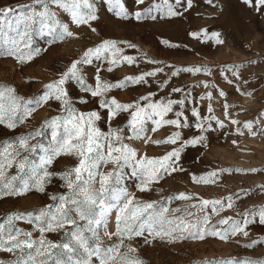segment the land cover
I'll return each instance as SVG.
<instances>
[{
    "label": "snow or ice",
    "instance_id": "obj_1",
    "mask_svg": "<svg viewBox=\"0 0 264 264\" xmlns=\"http://www.w3.org/2000/svg\"><path fill=\"white\" fill-rule=\"evenodd\" d=\"M116 14L123 18L129 15L136 20L158 19L157 13H163L168 17L181 15L174 9L170 0H153L147 7H138L134 13L125 11L122 0H108ZM251 2V0H249ZM138 6H143L145 0H136ZM180 0H175L179 4ZM191 6L192 0H186ZM211 3V0H209ZM264 5V0H259ZM62 10L70 14L71 21L77 26L89 25L90 21L97 19L94 13V5L89 0H29L28 3L0 6V25L6 24L14 35L7 38V47L0 49V55L15 58L24 63L38 55L40 49L31 47L32 34L47 35L55 39L74 37L77 34L69 30L68 24H62L58 19V12ZM111 10V9H110ZM92 31H96L92 28ZM191 36L199 38L201 33L194 31ZM0 36H7L0 27ZM209 39H214L217 44H223L220 34L212 32ZM168 44L167 40L162 41ZM129 48L135 45L128 42H120L114 39H102L93 47L83 51L82 55L73 60L70 65L61 72L58 77L46 84L45 92L39 98L26 100L20 96L14 86L0 84V125L14 129L18 124L25 123L37 108L46 105L50 101L60 103V114L46 119L40 128L21 135L12 142H0V198L4 196H19L35 189L44 193L46 185L52 178L59 175L64 181L61 185L64 193L50 196L52 203L39 208L36 214L31 212H13L7 215L5 222H0V250L13 254L16 258L11 264H144L138 255V249L131 243L138 237H145V244L156 239H168L170 241L194 239L204 240L206 237H217L226 241L229 237L237 235L248 236L247 226L252 218L258 216L264 223V206H253L238 215L242 219L232 217L222 218L215 223L208 212L209 207L213 214L226 206H234L233 196L239 199V194H231L223 199H199L198 202L171 207L174 200H196L194 194L179 192L175 196L162 198L160 201H141L133 194L120 187L122 180L121 169L125 165L132 167V175L140 178L139 190L150 191V185L158 182L164 175H171L176 171H183L179 162L181 153L188 145L202 144L206 137L203 133L213 130V122L219 127H225V121L215 115L202 116L197 108L191 109V115L196 119L195 128L200 130L199 135L188 139L182 135L180 129L189 127L188 116L184 111L186 102L190 98V92L182 87H173L172 93H179V99L171 97L163 100H154L153 94L140 96L137 100L122 103L115 98H109L111 89H122L128 85H146L149 77H156L164 71L157 67L152 71L142 72L138 75H129L117 82L104 81L96 70L95 85L87 82L83 66L91 65L93 61L103 65L108 64L107 70L112 71L113 66L121 63L135 64L136 58L125 55L121 44ZM211 70L202 66L186 67L170 72L175 77L180 72L200 73ZM226 72L232 73L229 83H235L238 92L239 73L231 67H225ZM74 81L80 89L90 94L98 101V109L106 110V122L117 119L122 114H127L125 127H109L107 132L98 127L97 122L102 119L98 110L83 112L78 110L66 90V83ZM162 83H166L163 81ZM205 88H217L212 83L204 82ZM220 97H227L222 89H217ZM243 94V93H242ZM212 99V92L206 93ZM83 99V98H82ZM88 103L87 99H83ZM226 100L223 104L225 119L232 125H241V122L232 117ZM211 104L208 112L213 113ZM169 114L172 117L169 118ZM264 115V113H261ZM149 123L151 131L155 132L161 127L171 126L175 128L164 139L153 141L156 144L169 145V150L159 157L139 155L137 150L126 143V140H144L149 142L146 135ZM254 123L258 121L248 120L243 122L236 131L243 134L242 128L247 129L252 135ZM51 129V140L47 146L40 143L37 138L42 135V129ZM127 128L131 135H125ZM264 131V129H262ZM37 140L36 143H31ZM235 144L236 142L233 141ZM62 154L77 157V164L72 168L56 173L50 167L56 157ZM111 163L113 168L102 171V167ZM16 167L15 175H9L8 169ZM256 172L258 169H232L224 168L197 176L192 174L191 179L195 183L215 182L221 173ZM19 182L17 187L16 182ZM259 187L264 188V185ZM243 191V190H242ZM246 194V193H245ZM225 201L227 204L225 205ZM115 213V231H107L110 216ZM27 219L36 231L40 233L38 238L33 237L31 231H24L15 226V221ZM227 225V227H217ZM103 228L101 233L99 229ZM63 232L62 239L53 242L46 239L48 232ZM113 237L116 241L105 245L102 236ZM253 244L264 243V240L253 241ZM252 245H246L251 247ZM0 264L5 262L0 261ZM211 264V262H208ZM219 264H264V260H237L235 257L223 258Z\"/></svg>",
    "mask_w": 264,
    "mask_h": 264
},
{
    "label": "rangeland",
    "instance_id": "obj_2",
    "mask_svg": "<svg viewBox=\"0 0 264 264\" xmlns=\"http://www.w3.org/2000/svg\"><path fill=\"white\" fill-rule=\"evenodd\" d=\"M29 0H0V6L10 5L16 7L18 4L28 3ZM94 5V13L97 19L90 21L89 25L77 26L71 21L70 14L62 10L58 12V19L62 24H68L69 30L77 35L55 39L47 35L32 34L31 47L40 49L38 55L24 63L15 58L0 55V84L14 86L16 92L26 100L39 98L45 92V85L56 79L70 63L78 59L84 50L93 47L102 39H114L120 42H128L135 45L134 48L121 44L125 55L136 58V63L128 65L121 63L113 66L108 71V64L103 65L93 61L91 65L83 66L86 80L95 85L96 70L100 67V77L107 82H117L129 75H138L142 72L152 71L157 67L163 68L162 73L156 77H149L146 85H128L122 89H111L109 98H115L122 103L132 102L140 96L148 93L153 94L154 100H163L169 97L179 99L181 94L172 93L173 87H182L190 92V98L186 102L184 111L188 116L189 127L180 129L185 138L199 135L200 130L195 128L196 119L191 115V109L197 108L202 116L215 115L225 121V127L219 128L213 122V130L203 133L206 137L202 144L188 145L181 153L179 162L183 171H176L171 175H164L158 182L150 185V191H140L139 177L132 175V167L125 165L120 171L122 180L120 187L128 193L133 194L141 201H160L164 197L175 196L179 192L194 194L196 200H174L171 207L189 205L198 202L199 199H223L231 194H239V199L233 196L234 206L224 207L219 214H213L209 207L208 212L212 216V222L232 217L242 219L239 213L252 208L264 206V5L259 0H192L189 7L186 0H180L179 4L173 3L174 9L181 15L168 17L163 13H157L158 19L136 20L129 15L123 18L116 14V9L108 0H89ZM153 0H145L143 6H138L136 0H122L124 9L129 14L134 13L138 7H147ZM159 2V0H157ZM111 9V10H110ZM7 36H0V49L7 47V38L14 35L6 24L0 25ZM95 28L96 31H92ZM198 31L199 38L190 33ZM212 32L220 34L223 44H217L214 39L206 38ZM169 43L164 44L162 41ZM202 66L211 70L200 73L180 72L175 77L170 76L171 71L186 67ZM231 67L234 72L239 73L238 92L235 83H229L232 73L226 72L225 67ZM166 81V83H162ZM204 82L214 83L217 88H205ZM66 90L69 93L74 106L83 112L98 110L102 119L97 122L102 131L107 132L109 127H125L127 114H122L111 121L109 125L105 118L106 110L98 109V101L90 94L84 93L74 81L67 82ZM222 89L227 97H220L218 90ZM212 92L210 100L206 93ZM243 93V94H242ZM89 102L84 103L83 99ZM231 105L229 111L233 118L239 120L241 125H232L224 116L223 104ZM211 104L213 113L208 112ZM61 105L57 101H50L39 107L33 115L23 124L9 129L0 125V142L15 141L21 135H26L42 125V123L53 116L60 114ZM169 118L172 114H169ZM253 120L252 135L247 129L242 128L243 134L236 131L243 122ZM146 135L149 142L144 140H126L131 147L137 150L139 155L146 154L148 157H159L169 150V145L156 144L153 141L166 138L168 134L176 129L164 126L155 132L151 131L149 123ZM125 135H131L125 128ZM37 140L47 146L51 140V129H42V135ZM32 140L31 143H36ZM233 141L236 143L234 144ZM74 155L62 154L56 157L50 167L51 171L62 173L77 164ZM113 168L111 163L104 165L102 171ZM224 168L258 169L256 172L221 173L215 182L195 183L191 179L192 174L197 176ZM16 167L8 169L9 175H15ZM64 181L59 175L52 178L50 184L46 185L44 193L35 189L19 196H4L0 198V222H5L8 214L13 212L36 214L44 205L52 203L50 196L64 193L65 188L61 185ZM17 187L19 182H16ZM243 190V191H242ZM246 193V194H245ZM227 201H225V205ZM15 226L31 231L34 238L40 233L27 219L14 222ZM227 227V225H217ZM248 236L237 235L222 241L217 237L208 236L204 240L183 239L170 241L168 239L151 240L145 244V237H138L131 243L138 249L139 257L144 264H219L223 258L235 257L237 260H264V243L253 244V241L264 240V223L259 217H253L247 226ZM103 233L104 229H99ZM107 231H115V213L109 218ZM46 239L58 242L62 239L63 232H48ZM103 243L109 245L116 241L113 237L102 236ZM252 245L246 247V245ZM16 257L6 251L0 250V261L11 264Z\"/></svg>",
    "mask_w": 264,
    "mask_h": 264
},
{
    "label": "bare ground",
    "instance_id": "obj_3",
    "mask_svg": "<svg viewBox=\"0 0 264 264\" xmlns=\"http://www.w3.org/2000/svg\"><path fill=\"white\" fill-rule=\"evenodd\" d=\"M113 214L110 216V219H112Z\"/></svg>",
    "mask_w": 264,
    "mask_h": 264
}]
</instances>
